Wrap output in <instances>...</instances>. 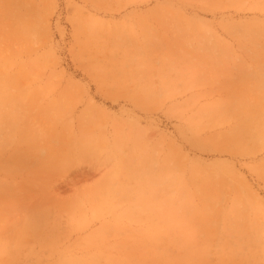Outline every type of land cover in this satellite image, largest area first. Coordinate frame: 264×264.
<instances>
[{
  "label": "rangeland",
  "instance_id": "374dc122",
  "mask_svg": "<svg viewBox=\"0 0 264 264\" xmlns=\"http://www.w3.org/2000/svg\"><path fill=\"white\" fill-rule=\"evenodd\" d=\"M8 1L0 58L41 64L0 101V264H264V130L232 140L264 129V0ZM37 211L55 239L15 240Z\"/></svg>",
  "mask_w": 264,
  "mask_h": 264
},
{
  "label": "bare ground",
  "instance_id": "6f19581e",
  "mask_svg": "<svg viewBox=\"0 0 264 264\" xmlns=\"http://www.w3.org/2000/svg\"><path fill=\"white\" fill-rule=\"evenodd\" d=\"M228 1L238 2V0H228ZM8 2L11 3L12 1L9 0ZM0 9H1V7H0ZM7 12L13 13V10L11 8H9L7 10ZM14 14H16V15H14ZM14 14H11V16L14 19L13 23L11 25V31L13 32L12 34L16 35V36H14L15 39H17V40L21 39V38L31 39L33 37V33L35 32V26H34L33 20L30 17H26V16L21 15L19 13H14ZM6 16L10 17L7 14H6ZM246 31H247L246 34H252L253 33V30H251V29H247ZM39 61H41V60L35 59V60H28L26 62L20 61L18 59V52L17 51L10 52L9 54H6L2 58H0V101L1 100L15 99V97L22 98L25 96V95L24 96L19 95L17 93H14V95H13L12 92L8 89V86H10L11 84H15V82H17L22 76L25 75V72L27 74H29V72L31 70H33V68H35L36 66L41 64ZM15 65H18L17 67L19 69H16L15 72L11 73L10 69L13 68ZM15 94L18 96H15ZM0 107H1V104H0ZM1 123H2V121H0V125H1ZM24 124L19 125L16 129L17 130H18V128L20 129L21 127H23ZM249 125H250V122L247 120H244L241 123L239 129L232 134V140L235 141L236 145L239 148H241L242 145H244L247 140H250L255 135L259 134L261 131L264 130L261 128H257V131L255 133H251L247 129V127ZM241 126H243V127H241ZM10 127L13 128L12 126H10ZM14 128H15V125H14ZM253 128H254V126H253ZM1 134L2 133H0V151L3 148V143H1ZM7 137L8 136L6 135L5 139ZM125 175H126L125 177L126 178L128 177V178L124 179L126 185L121 189L122 195L127 196V198L129 200H141V202L143 201L144 203H146L147 195L144 196V192L146 193V186L149 185V183H148L149 178H147V177L137 178L138 188L135 191L136 193H134V192H132V190L130 189L129 184H128V180H129L130 176L132 175L131 171L130 170L126 171ZM107 183L112 184L111 181H108ZM173 183L175 184L178 192H180L178 189V187H179L183 192L188 194L189 189H187L185 187L184 181L183 182L181 181V177H176L173 180ZM186 202H188V201H186ZM74 207H75V205H73V204L70 206H69V204H68V206H65V208L68 209L67 212L70 215V220L74 219L73 218ZM103 209H105V206ZM80 211H81V209L78 212H80ZM35 213H36V216L34 218H32L31 220H29L28 224L26 226H23L24 228L21 229L20 231H18L17 235H15V240H17L18 242H20V243L28 242L29 243V242L33 241L34 239H40V240H44L47 238H49L50 240L55 239L51 233L44 232L42 229L43 224L50 222L49 218L52 217V215L50 214L51 212L48 213L45 211H41V212L37 211ZM70 220L68 221V223H71ZM118 220H119V218L116 219V221H118ZM52 224L57 225V219L56 218L54 219ZM261 228H262V230H264V225ZM3 246H4V244L0 245V250H2L1 247H3ZM183 249H184L183 253L180 256L175 257V258H170L166 254H159V256L162 258L161 263L162 264H191L193 262V260H195L196 255L200 254V252H196L198 250V246L192 244L191 242L185 243ZM207 249H209V247L206 245V247L202 248V251L207 250ZM204 253H206V252H203L202 257H200L203 264L205 262L203 258H205V257L207 258V256H209V254H207V253L204 254Z\"/></svg>",
  "mask_w": 264,
  "mask_h": 264
}]
</instances>
